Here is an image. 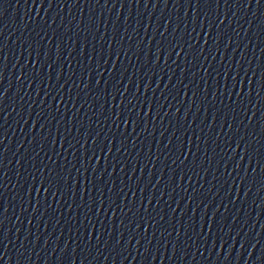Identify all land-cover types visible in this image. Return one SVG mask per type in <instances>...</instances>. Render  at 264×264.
<instances>
[{"label": "water", "instance_id": "water-1", "mask_svg": "<svg viewBox=\"0 0 264 264\" xmlns=\"http://www.w3.org/2000/svg\"><path fill=\"white\" fill-rule=\"evenodd\" d=\"M0 264H264V0H22Z\"/></svg>", "mask_w": 264, "mask_h": 264}]
</instances>
